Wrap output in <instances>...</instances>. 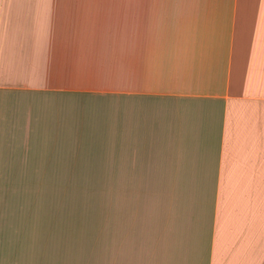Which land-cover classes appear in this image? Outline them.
I'll use <instances>...</instances> for the list:
<instances>
[{
	"label": "crops",
	"instance_id": "0c3cea01",
	"mask_svg": "<svg viewBox=\"0 0 264 264\" xmlns=\"http://www.w3.org/2000/svg\"><path fill=\"white\" fill-rule=\"evenodd\" d=\"M0 264H264V0H0Z\"/></svg>",
	"mask_w": 264,
	"mask_h": 264
},
{
	"label": "rangeland",
	"instance_id": "374dc122",
	"mask_svg": "<svg viewBox=\"0 0 264 264\" xmlns=\"http://www.w3.org/2000/svg\"><path fill=\"white\" fill-rule=\"evenodd\" d=\"M119 148H80V175H114L119 167Z\"/></svg>",
	"mask_w": 264,
	"mask_h": 264
}]
</instances>
